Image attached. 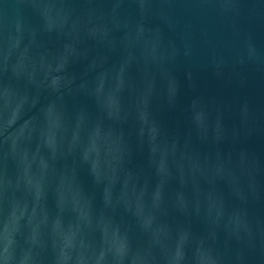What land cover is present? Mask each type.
Returning a JSON list of instances; mask_svg holds the SVG:
<instances>
[{
  "label": "water",
  "instance_id": "95a60500",
  "mask_svg": "<svg viewBox=\"0 0 264 264\" xmlns=\"http://www.w3.org/2000/svg\"><path fill=\"white\" fill-rule=\"evenodd\" d=\"M10 264H264V0H0Z\"/></svg>",
  "mask_w": 264,
  "mask_h": 264
},
{
  "label": "clouds",
  "instance_id": "9594fccd",
  "mask_svg": "<svg viewBox=\"0 0 264 264\" xmlns=\"http://www.w3.org/2000/svg\"><path fill=\"white\" fill-rule=\"evenodd\" d=\"M9 239L7 236V229L5 227L4 234H3V244L0 247V264H10L12 261V257L9 251ZM209 264H216L215 260H210Z\"/></svg>",
  "mask_w": 264,
  "mask_h": 264
}]
</instances>
